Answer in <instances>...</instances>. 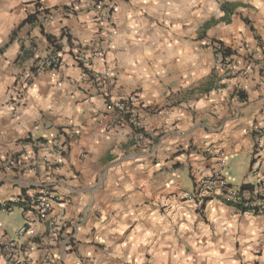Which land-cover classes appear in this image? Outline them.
<instances>
[{"label": "crops", "instance_id": "crops-1", "mask_svg": "<svg viewBox=\"0 0 264 264\" xmlns=\"http://www.w3.org/2000/svg\"><path fill=\"white\" fill-rule=\"evenodd\" d=\"M86 2L87 7L82 6ZM111 2L114 11L109 27L125 34L118 47L108 46L112 32L101 25H97L93 39L84 43L77 35L82 31L80 25L65 23L73 17L82 18L83 14L96 12L88 0H48L50 7L45 6L46 0H25L9 10L8 37L0 47V56H4L13 41L19 40V50L9 51L13 57L11 63L28 71L32 61L48 57L54 46L60 48L59 66L39 72L25 83H38L39 94L59 105L68 93L56 87L60 83L57 74L63 73L61 79H71L82 70L88 77L85 83L91 88L82 87L84 99L76 97L73 103L86 104L87 98L95 97L103 101L104 107L92 113L85 107L82 112L62 117L50 111L52 105L49 104L48 109L41 111L39 118L29 124L25 134L8 129L10 134L0 137V148H6L15 140L19 149L9 150L5 156L21 155L20 162L25 166L13 169L20 173L13 185L18 190L0 194V202L8 203L41 188L53 192L61 201V205L49 214V220L59 226V238L53 244L45 241L48 222L44 221L35 223L33 231L20 238L16 233L9 238L0 229V243L8 238L17 240L18 260L24 261L21 264H40L44 257H49L53 264H264V211L251 214L237 211L218 199L201 205L182 198V192L190 191L200 176L215 168L216 161L211 155L216 152L224 153L223 174L230 185H252L254 156L260 148L264 149V141L259 145L254 132L264 126V106L258 104L264 96L253 99V93L260 92L264 82L255 68L250 71L244 82L247 87L245 100L239 102L233 96L234 81H226L222 72L215 69L213 55L203 43L211 39L220 41L234 51L237 49L238 56L241 55L240 47L247 45L258 55L264 24L257 25L252 19L236 13L238 5L233 0H196V6L179 19L163 15V9L149 15L137 6L143 0ZM167 2L169 0H159L160 4ZM170 2L183 4L189 0ZM2 3L0 0V7ZM121 5L125 6L123 12L143 11L142 16L133 17L138 28L131 39L126 36L135 31V26L129 27L125 16H121L119 24L113 20ZM211 5H215V10L208 13ZM222 6H227L224 15H220ZM66 7L74 9L72 15L63 13ZM201 8L204 11L200 16L192 15ZM43 11L49 15L48 23L41 18ZM59 12L64 15L58 24L55 14ZM35 13H39L36 23L19 28L27 16ZM165 20L169 23L165 24ZM176 23L181 28H174ZM241 23L250 35L248 40L236 35V26ZM4 27L5 19L0 15V36ZM48 39L54 43L51 45ZM170 44L172 52H186L195 58L201 69L207 70L196 80L194 88L197 95L208 97L209 102L216 105L217 116L213 115L211 121L210 114L186 107L191 94L182 86L180 73L183 69L175 57L168 64H159L168 72L167 83L160 80L159 87L152 86L159 92L157 98L151 91L145 94L148 83L142 79L133 76L132 81H122L121 75L128 74L130 56L144 57L139 62L146 65L147 71L148 65L155 66L168 55ZM21 47L26 52L31 50V57L17 60L22 54ZM77 47L82 49L84 63L74 61ZM144 49L149 51L145 53ZM88 53L91 56L86 59ZM97 56L105 62L104 67L108 63L117 65L112 69L114 75L108 77L96 71ZM242 64V61L238 63L240 67ZM3 73L0 67V78ZM11 87H22L19 75ZM187 87L191 88L192 84ZM129 95L135 96V115L146 131L155 136L152 140H135L128 121L118 130L106 128L111 117L107 105ZM225 101L228 104L224 109ZM8 103L16 108L28 107V102L20 104L16 99L9 98ZM203 103L201 100L200 104ZM173 113L179 114L166 121L165 116ZM15 115L21 113L14 112ZM73 115L77 117L75 122L71 119ZM8 123L7 118L0 117V132ZM242 131L245 132L243 136L240 135ZM59 132L68 138L60 163L52 169L42 163L39 169L41 163L37 162L36 176L21 179L31 160H22V157L27 153L38 157V141H51ZM106 132L112 133V140L102 144L101 140H108ZM0 172H4V168H0ZM3 183L0 181V187ZM83 197L87 198L86 203H80ZM145 233L150 235L145 237Z\"/></svg>", "mask_w": 264, "mask_h": 264}, {"label": "clouds", "instance_id": "clouds-1", "mask_svg": "<svg viewBox=\"0 0 264 264\" xmlns=\"http://www.w3.org/2000/svg\"><path fill=\"white\" fill-rule=\"evenodd\" d=\"M25 0H3L2 7H0V15L4 16L5 19V27L3 35L0 36V47L3 46V43L7 41L8 37V20H9V10L14 9L17 7V4L23 3ZM34 2V0H33ZM52 2H60V0H52ZM63 2H68V0H63ZM136 0H134V3ZM233 2L238 5L235 8V12L238 14H241L245 17H248L255 21L257 25L264 24V0H233ZM144 4H147V7H144ZM45 6L50 7L51 4L48 3V0H46ZM84 7H87V2L85 5H82ZM111 6V5H110ZM139 8H141L143 11L148 12L149 15L157 12L158 9H163V15L171 17L173 19H179L182 15H184L188 10L196 6V0H189L188 3L183 4H175L171 3L170 0L166 4H160L159 0H151V4L149 3V0H143L142 3L137 4ZM125 6L121 5L117 8L116 14L113 16L114 21H118L117 24L122 22L121 16H125L127 20L130 22L129 27L135 26V31H133L130 35H127V39H131L132 36L135 35L136 30L138 26L136 25L135 21L133 20V17H139L143 15V11H137L133 13L132 11L123 12L122 9ZM30 6H29V9ZM215 10V5H211L208 7L207 11L208 13H211ZM203 8L197 10L196 12H193V16H200L203 13ZM224 12H221L220 15H224ZM63 13L59 12L55 14V18L57 23L59 24ZM95 17V19H93ZM103 17L104 19H101ZM43 19V17H42ZM82 19V23H81ZM49 21H45V23H48ZM65 23H75L79 24L82 31L78 32L77 35L80 37V40L84 43H87L89 40L93 39L94 34L97 29V25H101L105 28L107 32H112V41L108 45L109 47H118L120 43L125 38L124 33H117L116 31H113L108 24L107 21V13L103 12L97 15L95 11L88 12L86 14L82 15V18H75L73 17L71 21H66ZM165 24H168L169 22L167 20L164 21ZM174 28H181V25L179 23H176L173 25ZM186 34V33H185ZM236 35L239 39L248 40L250 39V35L247 31V28L241 23L236 26ZM25 44L27 46V41H25ZM20 42L19 40L13 41L10 45L9 50L5 51L4 56H0V67L4 69V73L2 78V83H0V117L7 118L9 120L8 125L6 128L0 132V137H3L7 133L8 129H12L13 131L19 133L20 135L25 134L29 130V124L33 121L39 118L40 112L47 110L49 104L52 105V108L50 111L55 113H60L62 117H67L69 113H76V112H82L84 111L85 107L87 108V111L89 113L97 111V109H102L104 107L103 101L98 100L95 97H89L87 98L86 104L81 103L79 105L73 103V99L76 97H80L81 99H84V93L80 91L82 87H86L87 89L91 88V85H87L85 82L88 80V77L84 74V72L78 71L75 76H73L71 79H61L63 77V73L57 74V79L60 80V83L56 84L57 88L64 89L68 96L62 98L63 103H60L57 105L53 100L49 101L48 96L45 98L39 94V85L38 83H25L30 78V73H28L26 70L13 65L11 63L12 56L9 55V51L11 52H17L19 50ZM173 48V45H168V55L164 58H162L158 64L155 66L148 65L147 71H145L146 65L144 63H140L139 61L143 60L144 57H141L138 54H135L133 56H130L127 60V63L129 65L127 72V75H121L122 81H132L133 76H135L137 79H142L145 81V83H148V89L146 90L145 94H148L149 91L152 92V96L154 98L159 97V92L153 89V85H156L159 87L160 80H165V83H167V80L165 79L168 69L167 68H161L159 64H168L174 57L177 58V63L182 66V71L180 73V76L183 77L182 86L185 89H188L190 92V99L186 107L198 110L199 112H204L209 115L210 121L212 120V116H217L216 114V105L209 102V98L206 96H199L196 94L197 90L194 88L195 82L197 79H199L205 72H207L206 69H201L196 63L195 58L188 56L186 52L177 50L175 52H172L171 49ZM145 53H147L149 50L144 49ZM152 51H155V49H152ZM91 56V53L86 54V59ZM5 57H8L5 59ZM116 59H120V57H116ZM28 63H31L29 61ZM101 58L97 56L95 58V64H96V71H98L102 75H106L108 77H111L114 75L112 69L116 68V64L108 63L107 67L103 66ZM22 73V74H21ZM19 75L20 77V85L22 87L19 88H12L11 85L13 81L15 80L16 76ZM35 81V79H33ZM49 83L51 84L52 81L50 80ZM192 84L191 88H188L187 85ZM22 96V100L20 97ZM257 96H264V88L261 89L258 93H253V99H256ZM16 99L20 104H24L25 102H28L27 108H16L15 105L9 104L8 100ZM201 100L204 101V103L201 105ZM67 101V102H65ZM217 103H219V100H217ZM228 102L225 101L224 105L222 107L225 109ZM258 104L260 106H264V100H258ZM200 105V107H198ZM247 111V110H246ZM21 113V115H15L13 116V113ZM183 112V111H181ZM225 111L220 113V115H223ZM179 113H173L170 115L165 116V120H171L175 118L176 115ZM165 115V114H164ZM252 115H255V112L252 113ZM76 116L73 115L71 117L72 121L75 122ZM95 119H99V117H95ZM169 127L170 125L167 124ZM230 126V125H229ZM180 127V126H178ZM240 135H245V132H240ZM105 136L108 138L107 141L101 140L100 142L106 143L110 142L112 140V133L106 132ZM19 148L15 146V140H13L12 144H8L6 148H0V161H5V153H7L9 150L17 151ZM27 153V152H26ZM58 159L59 157H54ZM8 159V158H7ZM35 159L33 157V154L27 153L22 157V160H30ZM42 163L39 165V169L41 168ZM0 167L4 168V172H0V181H4L2 184L3 186L0 187V194L7 195L9 193H14L18 189L13 187V185L16 183L15 177L20 176V173L18 171H13L11 167L7 166V163L0 164ZM15 167V165H13ZM37 169L36 168H27L25 169L24 176L20 177L21 179L29 178V177H35L36 176ZM87 198L83 197L80 200V203H86ZM147 235H150V233H145V237ZM142 241H138L140 243ZM0 264H7V261L3 256H0Z\"/></svg>", "mask_w": 264, "mask_h": 264}, {"label": "built area", "instance_id": "built-area-1", "mask_svg": "<svg viewBox=\"0 0 264 264\" xmlns=\"http://www.w3.org/2000/svg\"><path fill=\"white\" fill-rule=\"evenodd\" d=\"M88 1L90 2V7H95L98 14L103 12L107 13V21L110 24L109 20L112 18L114 11V5L111 0ZM73 12L74 9L72 7H66L63 10V13L66 15H72ZM42 17L43 20H46L49 15L48 13H43ZM203 46L212 53L215 60V69L222 72L226 81H234L233 93H245L247 87L244 82L248 78L249 72L254 68L258 72L259 78L264 82V38L260 41L258 55L254 54L251 47L243 45L240 47L241 55L238 56L237 49L234 51L222 42L213 39L206 40ZM223 48L229 49L232 55L225 57L221 51ZM75 53L74 61L79 64L84 63L85 58L81 47H77ZM239 58H242V60H239ZM240 61L244 63L241 67L238 65ZM59 64V52L53 48L48 57L32 61L27 72L32 77L44 70L56 69ZM136 104L135 96L129 95L116 103L107 105L106 110L110 113L111 117L106 128L118 130L123 122L128 121L135 140H152L151 138L155 136L146 131L140 118L135 115L134 110ZM254 132L259 139L260 145L264 141V126L260 129H255ZM38 142L40 143L37 148L38 157H34V160L31 159L28 162L29 168L37 166V162L43 163L49 169L57 166L62 159L66 144L68 143L67 136L59 132L51 141ZM20 156L5 157L6 160L0 161V164L7 163V166L12 169L25 167L20 162ZM57 156L59 157L58 159L54 158ZM211 157L216 161L215 168L210 170L209 174L200 176L190 191L182 192V198L194 203H200L201 205L207 201L218 199L237 211L251 214L262 213L264 211V149L260 148L254 156L253 166L255 168L252 176V185L242 184L240 187H233L225 179L223 174L225 168L224 153L216 152ZM60 205L61 201L53 192L41 188L36 193L20 195L19 197L11 199L8 203L0 202V210L6 212L10 210L9 208L19 206L24 218L22 226L15 234L17 238L32 232L35 223L48 222L46 223L48 226V236L45 237V241L48 244H53L59 238V226L56 222L49 220V214L53 208L59 207ZM19 251L17 240L8 238L3 243H0V256L5 258L7 264H21L24 262L18 260L17 255ZM40 264H53V262L49 257H44Z\"/></svg>", "mask_w": 264, "mask_h": 264}, {"label": "rangeland", "instance_id": "rangeland-1", "mask_svg": "<svg viewBox=\"0 0 264 264\" xmlns=\"http://www.w3.org/2000/svg\"><path fill=\"white\" fill-rule=\"evenodd\" d=\"M22 224L23 215L20 209L13 208L11 212L0 210V229L7 234V237L12 238Z\"/></svg>", "mask_w": 264, "mask_h": 264}, {"label": "trees", "instance_id": "trees-1", "mask_svg": "<svg viewBox=\"0 0 264 264\" xmlns=\"http://www.w3.org/2000/svg\"><path fill=\"white\" fill-rule=\"evenodd\" d=\"M221 9H222L223 12H226L227 11L226 10L227 9V6H222ZM45 12L46 11H43V13H45ZM38 16H39V13H35L33 15L27 16V18L22 22V24L19 26V28L22 27V26H24V25H32V24L36 23L37 20H38ZM48 41H49V43L51 45L54 43V41H51L50 39H48ZM54 48H55L56 51H59L60 50L59 47H55L54 46ZM20 50H21V53L22 54H21V56H19L17 58V60H20V57L23 58L21 60H25V59H28L29 57H31V50L29 52H26V51H24V48L23 47H21ZM221 51H222V53H223V55L225 57L232 55V52L229 49L223 48ZM233 96L236 97V99L239 102H243L245 100V95L244 94H235V93H233ZM13 208H18L19 209V206L18 207H13ZM9 209H12V208H9Z\"/></svg>", "mask_w": 264, "mask_h": 264}]
</instances>
